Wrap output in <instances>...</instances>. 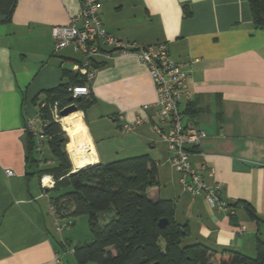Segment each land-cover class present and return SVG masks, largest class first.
Wrapping results in <instances>:
<instances>
[{"label": "crops", "instance_id": "0c3cea01", "mask_svg": "<svg viewBox=\"0 0 264 264\" xmlns=\"http://www.w3.org/2000/svg\"><path fill=\"white\" fill-rule=\"evenodd\" d=\"M100 2L108 31L139 45L166 43L189 72L190 98L182 101V109L186 122L208 135L192 161L198 168L207 166L205 181L222 185L235 214L215 210L203 196L185 191L176 170L177 175H165L167 163L156 157L152 123L122 130L125 122L156 113V87L137 55L96 59L93 101L82 115L97 163L119 154H149L158 163L159 181L148 189L149 196L175 202V219L188 224L190 244L255 255L256 237L264 240V221L257 223L241 203L264 219V28H255L249 0ZM80 7V0H13L9 19L0 22V264H77L60 242L80 244L81 235L73 228L57 231L56 215L49 210L52 186L43 180L47 174L29 167L25 124L37 115L46 92L63 82V69L83 60L71 47L56 51L52 37V27L68 25ZM240 226H245L242 234Z\"/></svg>", "mask_w": 264, "mask_h": 264}, {"label": "trees", "instance_id": "16d2710c", "mask_svg": "<svg viewBox=\"0 0 264 264\" xmlns=\"http://www.w3.org/2000/svg\"><path fill=\"white\" fill-rule=\"evenodd\" d=\"M249 4L255 28H264V0H249ZM9 17L10 14L0 13V22ZM85 84L81 74L64 68L63 82L46 92L41 102L46 106L40 111L46 123L49 156L37 154L34 136L27 132L29 167L40 176H53L55 183L49 192L57 214L88 216L92 239L74 247L77 264H264V240L260 236L256 237L255 257L230 248L215 252L201 243L185 245L190 229L188 224L175 219V202L149 196L148 189L159 184L158 163L149 154L100 162L73 171L66 150V133L54 117L52 107L58 101L61 111L77 102L85 112L93 101L92 94L70 101L69 92L70 86ZM241 204L257 223L264 221L250 204ZM163 218L168 220L164 228L159 225ZM60 244L64 249L63 242Z\"/></svg>", "mask_w": 264, "mask_h": 264}, {"label": "built area", "instance_id": "2783aa9c", "mask_svg": "<svg viewBox=\"0 0 264 264\" xmlns=\"http://www.w3.org/2000/svg\"><path fill=\"white\" fill-rule=\"evenodd\" d=\"M79 12L72 18L68 25H55L52 27V37L56 51L71 47L75 52L83 55V60L72 62V71L81 74L86 79V84L70 86L69 92L76 99L88 96L91 93L90 84L97 74L96 59L103 56L107 59L116 55H137L149 69L151 79L156 87L157 99L155 102V117L139 115L133 121L122 125L124 132H133L140 125L150 122L156 133L168 144L169 162L180 174V183L185 191L194 196H203L210 206L230 215L235 214V207L223 197V188L220 183L209 185L203 175V171H209L206 165L198 168L192 161V155L207 138L204 129L193 123L186 122L182 109V101L190 98L189 72L183 64L177 62L171 56L166 43L159 42L150 45H139L135 42L123 40L108 31L101 18L100 0H80ZM108 47V48H106ZM46 103L40 104L44 108ZM53 115L59 117V103L53 104ZM149 105H144V109ZM63 109V108H62ZM42 113L39 110L34 118L26 121L25 129L35 139V151L40 156L45 153L48 136L44 127ZM12 175L11 170L6 171ZM211 173V172H210ZM49 177L48 186L54 185L52 175ZM49 210L56 215V229L63 232L72 223H62L56 212L54 203L50 202ZM245 226H240L238 232L242 234ZM64 252L74 254V248H70L68 242L63 241ZM59 258V255H57Z\"/></svg>", "mask_w": 264, "mask_h": 264}, {"label": "rangeland", "instance_id": "374dc122", "mask_svg": "<svg viewBox=\"0 0 264 264\" xmlns=\"http://www.w3.org/2000/svg\"><path fill=\"white\" fill-rule=\"evenodd\" d=\"M76 105L78 107V111H77V113L73 112L74 114H72L71 116H73V117L76 116V117H79V118L83 119L82 111L79 109V106H78L77 102H76ZM87 116H88V123H90L91 128L96 133L97 125H96V123L93 120V115H92L91 111L87 112ZM62 119H63V117L60 114H59V117L56 118V120L61 124L62 129L66 133V137H67V140H68V143L66 145V150H67V152H69L68 145H69V142H71L72 138H71L70 134L65 130L64 125L62 123ZM155 132H154V136H155V139H156V152H157L156 153V157L161 159L162 163H165V162L167 163V165H165V167H164L165 175L170 176L171 174H173V172L177 175V172L175 171V169L166 160V153H167V145H166V143L163 141V138L160 137ZM50 153H51L50 146H46L45 147V153H44L43 156L47 157V156L50 155ZM68 154H70V152ZM122 155H125V154H119L118 157L119 158L126 157V155L125 156H122ZM69 157L71 158L70 155H69ZM119 158H116V159H119ZM70 160L72 162V159H70ZM42 165H44V164H42ZM72 165H74V164L72 163ZM73 169H74V166H73ZM54 194L58 195L59 192H55ZM61 222L62 223H72L70 225V227L68 229H66V232L73 228V230H75L78 233H80L81 239H82V240H80L81 241L80 243H84V242L90 241V239H92V233H91V230H90L88 216H86V215L70 216V217L61 219ZM183 243L186 245V244H190L192 242L189 239H185ZM77 244H78L77 240H72V242L70 244V248H74ZM63 251H65V250H63ZM70 255H72V254H70ZM255 256H256V254L255 255H250V257H255ZM72 258H74V257L72 256ZM87 264H97V263H92L91 262V263H87Z\"/></svg>", "mask_w": 264, "mask_h": 264}, {"label": "bare ground", "instance_id": "6f19581e", "mask_svg": "<svg viewBox=\"0 0 264 264\" xmlns=\"http://www.w3.org/2000/svg\"><path fill=\"white\" fill-rule=\"evenodd\" d=\"M72 114L74 113L64 116L62 123L72 138L68 149L74 168H82L89 164L97 163V152L87 125L83 119L76 116L73 117L71 116ZM48 181L49 177L47 176L45 182Z\"/></svg>", "mask_w": 264, "mask_h": 264}, {"label": "water", "instance_id": "95a60500", "mask_svg": "<svg viewBox=\"0 0 264 264\" xmlns=\"http://www.w3.org/2000/svg\"><path fill=\"white\" fill-rule=\"evenodd\" d=\"M12 3H13V0H0V9H1V12H2L3 14H6V15H7V14L9 13V10H10V7H11ZM74 100H75V98L72 96V97L70 98V101H74ZM77 111H78V107H77L76 103L73 102V103H71L70 105L64 107V108L60 111V115H61L62 117H64V116H67V115H69V114H71V113H73V112H77ZM94 164H97V163L89 164V165H87V166H85V167H82V168H74L73 171L76 172V171H79V170H81V169H85V168H87V167H90V166H92V165H94ZM167 223H168V220L165 219V218H163V219H161V220L159 221V225H160V227H162V228L166 227Z\"/></svg>", "mask_w": 264, "mask_h": 264}]
</instances>
